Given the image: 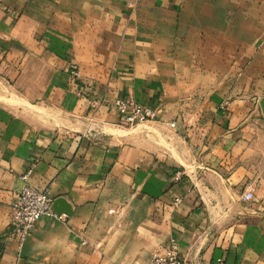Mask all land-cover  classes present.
Instances as JSON below:
<instances>
[{"label": "crops", "instance_id": "obj_1", "mask_svg": "<svg viewBox=\"0 0 264 264\" xmlns=\"http://www.w3.org/2000/svg\"><path fill=\"white\" fill-rule=\"evenodd\" d=\"M263 104L264 0H0V264H264ZM26 183L70 211L20 244Z\"/></svg>", "mask_w": 264, "mask_h": 264}, {"label": "built area", "instance_id": "obj_2", "mask_svg": "<svg viewBox=\"0 0 264 264\" xmlns=\"http://www.w3.org/2000/svg\"><path fill=\"white\" fill-rule=\"evenodd\" d=\"M71 73L76 77L80 75L78 68L75 66L72 67ZM114 107L119 113L120 124L123 126H137L156 121L160 115L159 109L133 100H116ZM28 174L22 176L24 181H27ZM181 177L182 172L178 170L175 172L173 180L178 182L181 180ZM242 198L246 201L253 200L254 194L251 190H248L242 195ZM55 200L48 191L37 189L26 183L12 208L10 235L17 238L21 244L31 234L42 217L47 216L64 221L66 215L58 213L54 209ZM180 201V197L175 198L176 204ZM85 243L83 241V244ZM151 264H184V258L180 253L178 242L172 239L167 247L153 256Z\"/></svg>", "mask_w": 264, "mask_h": 264}, {"label": "water", "instance_id": "obj_3", "mask_svg": "<svg viewBox=\"0 0 264 264\" xmlns=\"http://www.w3.org/2000/svg\"><path fill=\"white\" fill-rule=\"evenodd\" d=\"M262 109H263V113H264V104L262 105ZM54 209L58 213L68 214V212L70 211V207L66 204V201L61 199V198H58L55 200Z\"/></svg>", "mask_w": 264, "mask_h": 264}, {"label": "rangeland", "instance_id": "obj_4", "mask_svg": "<svg viewBox=\"0 0 264 264\" xmlns=\"http://www.w3.org/2000/svg\"><path fill=\"white\" fill-rule=\"evenodd\" d=\"M144 124H146V123H144ZM127 127H135V126H127Z\"/></svg>", "mask_w": 264, "mask_h": 264}]
</instances>
